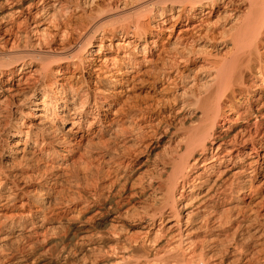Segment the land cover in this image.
Segmentation results:
<instances>
[{"label":"bare ground","instance_id":"6f19581e","mask_svg":"<svg viewBox=\"0 0 264 264\" xmlns=\"http://www.w3.org/2000/svg\"><path fill=\"white\" fill-rule=\"evenodd\" d=\"M263 47L264 0H0V264H264Z\"/></svg>","mask_w":264,"mask_h":264},{"label":"rangeland","instance_id":"374dc122","mask_svg":"<svg viewBox=\"0 0 264 264\" xmlns=\"http://www.w3.org/2000/svg\"><path fill=\"white\" fill-rule=\"evenodd\" d=\"M165 37H166V35H165ZM261 52H262V55L264 57V47L262 48ZM258 78H259L258 80L256 78H254L253 80H248V82H247V84L249 86V96H250V97H248V99L251 98V100L253 102V101H255V99L258 98L261 100V103H264V92L258 93V89L264 85V75L261 77H258ZM242 106H245V104ZM243 109H240L239 113ZM263 112H264V110H263ZM251 196H250V199H252V200L250 201V203H251L253 209L258 214L259 219L264 221V187L262 188V190L260 191L259 194H255V195L251 194Z\"/></svg>","mask_w":264,"mask_h":264}]
</instances>
